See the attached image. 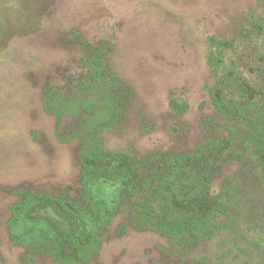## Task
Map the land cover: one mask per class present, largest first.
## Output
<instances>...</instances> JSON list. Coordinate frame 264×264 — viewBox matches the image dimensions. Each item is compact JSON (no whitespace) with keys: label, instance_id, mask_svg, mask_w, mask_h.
<instances>
[{"label":"rangeland","instance_id":"obj_1","mask_svg":"<svg viewBox=\"0 0 264 264\" xmlns=\"http://www.w3.org/2000/svg\"><path fill=\"white\" fill-rule=\"evenodd\" d=\"M211 40L228 46L217 69ZM229 69L251 92L248 116H263L264 0H0V264H58L13 245L10 209L23 194L81 201L88 146L131 154L142 180L165 156L201 152L227 208L214 221L225 229L190 248L142 227L139 199H127L90 264H264V166L237 138L219 158L209 151L237 125L211 99ZM227 95L242 104L237 83Z\"/></svg>","mask_w":264,"mask_h":264},{"label":"trees","instance_id":"obj_2","mask_svg":"<svg viewBox=\"0 0 264 264\" xmlns=\"http://www.w3.org/2000/svg\"><path fill=\"white\" fill-rule=\"evenodd\" d=\"M208 63L214 69L223 62L227 44L211 40ZM92 69H104L103 56L93 57ZM237 83L242 104L227 93ZM249 88L241 76L225 70L211 89V99L220 112L237 122L232 136L209 145L214 158L228 151L237 138L264 166V115L248 116L244 100L250 99ZM175 111L176 103H171ZM83 109L89 112L87 104ZM186 111V108H183ZM59 118V117H58ZM240 125L244 126L241 131ZM201 152L161 158L154 177L140 179L144 168L124 151H109L102 146L85 147L79 158L81 201L67 200L51 194H23L10 209L8 232L16 247L48 251L58 264H90L102 245L106 228L120 213L127 199H139L136 212L144 228L154 229L181 245L194 247L204 238L225 229L216 224V213H226V205L209 194V174L199 169ZM54 207L62 215L60 223L41 212Z\"/></svg>","mask_w":264,"mask_h":264}]
</instances>
